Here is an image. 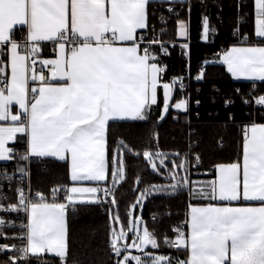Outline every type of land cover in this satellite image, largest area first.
<instances>
[{"label": "snow or ice", "instance_id": "6c2138e0", "mask_svg": "<svg viewBox=\"0 0 264 264\" xmlns=\"http://www.w3.org/2000/svg\"><path fill=\"white\" fill-rule=\"evenodd\" d=\"M151 3L152 0H0V57L10 63L9 77L4 59H0V122H9L8 126H0V161L14 158L11 154L15 149L6 145L16 141L20 134L27 140V151L21 159L33 156L65 162L72 182V186L63 189L65 202L48 203L41 193H36L33 199L24 189L17 190L18 203L7 209L23 211L27 216V223L20 225L26 234L18 237L26 244L16 249L23 253L17 260L31 264L29 253L36 256L47 252L60 258L61 264H67L69 206L99 205L109 195L114 196L112 188L100 183L110 176L114 187L125 178L122 155H112L114 167L109 169L107 131L111 121L147 123L152 106L158 104L160 87L165 115L170 108L187 112L188 100L171 103L176 84L179 83L181 92L185 88L183 78L162 83L161 73L165 69L160 67L154 49L158 47L163 55L170 53L158 38L147 36L149 30L155 31L150 24ZM254 10L256 46H232L222 53L220 61L235 79L264 82V0H254ZM201 25L203 40H209L210 31L217 33L216 28H209L208 16L202 17ZM17 31L26 33L19 41ZM237 31L234 30V36ZM187 34V26L181 21L178 35ZM239 39L246 43L249 36ZM40 42H52L54 46L55 58L40 61L50 68L48 74L36 71ZM204 78L203 72L196 77ZM241 103H255L264 108V95L253 101L250 93V98L242 99ZM234 104V99L225 98V109ZM228 119L235 117L229 113ZM260 119L264 120V116ZM241 128L242 160L216 165L215 179L198 187L196 182L180 175L181 169L188 171L187 153L185 159L175 154L174 161L159 151L137 154L157 175L163 174L167 167L169 180L175 181L167 186H154L157 194L177 195L187 189L194 199L209 201L207 206H190L188 234L176 228V239L165 240L188 253L176 264H264V123L252 121ZM121 147L126 152L132 151L123 143ZM196 159L199 161L198 156ZM86 181L94 182L95 186H77ZM59 191H52L53 198ZM145 198L146 193L141 192L137 204L142 205ZM246 202H259V206ZM110 203L118 205L115 198ZM113 210H108L110 219L119 222ZM4 223L0 220V225ZM140 223L139 217L129 222L128 230L136 233L132 246L151 245L156 249L157 239L147 227L140 235ZM126 238L123 228L118 232L113 229L110 246L115 256H122V248L129 247L120 244ZM7 247L0 246V251ZM131 259L136 264H172L171 258L164 256L145 261L138 256ZM127 260L124 257L123 264ZM117 264L122 262L118 260Z\"/></svg>", "mask_w": 264, "mask_h": 264}, {"label": "trees", "instance_id": "16d2710c", "mask_svg": "<svg viewBox=\"0 0 264 264\" xmlns=\"http://www.w3.org/2000/svg\"><path fill=\"white\" fill-rule=\"evenodd\" d=\"M183 7L175 16H170L163 39L177 41V27L182 19L191 16V40L189 50L175 43V47L168 46L169 55H165L161 64L165 66L162 81H171L178 75H186L189 78L192 92L200 101L197 107L191 105L187 112L170 109L161 120L163 92L160 88L158 104L152 106L151 119L147 123L130 121H111L108 126L109 161L112 166V155L123 157L125 165V178L113 183L106 182L107 187L112 188L114 196L105 203L94 206H76L67 212L68 228V257L67 264H117L119 257L115 256L110 246L114 224L119 222L110 219L109 209L113 215L127 222L129 220V207L140 192H147V202L142 211V222L149 232L157 239L158 247L149 246L143 253L167 255L172 264L176 260H183L188 253L184 249H177L165 240L174 241L176 233L174 229L181 228L187 233L189 196L187 189L177 195H169L167 192L157 194L154 186H167L170 182L168 175H157L151 170L150 164L138 153L145 150L159 151L166 154L169 161L175 160V154H184L190 150L198 152L205 167L215 170V166L221 163H231L242 160V124H250L252 121L264 123L260 119L264 112L255 108L252 104L241 103V97L232 92L236 86L246 88L252 82L232 80L225 66L219 62V50L227 49L230 45L240 42V37L249 36L250 43L256 42L254 37V0H191L189 11L187 4L177 3ZM165 5V3H162ZM163 10V9H162ZM161 10V13H162ZM150 24H155L160 11H154L150 7ZM203 16H209L211 28H216L217 33L212 34L210 43L200 42L201 21ZM236 35H233L235 28ZM53 46L44 44L40 57H53ZM207 64L205 78L197 80L200 74L199 65ZM258 91L264 93V82H256ZM175 99L185 98L184 94L175 86ZM225 98H233L235 104L225 109ZM211 112V115L209 114ZM232 113L234 120H229ZM158 137V138H156ZM127 145L131 153L124 151L121 144ZM18 150H24L25 143L15 146ZM171 166V163L168 165ZM32 185L35 190L51 194L55 189H61L52 201L65 202L63 189L70 184L69 168L65 162L54 159H45L44 162H36L31 165ZM163 172L167 173L164 168ZM181 176H187V172L180 170ZM170 191V190H169ZM118 201L117 206L111 205V199ZM155 217V220L153 219ZM7 237V238H3ZM131 237V233H129ZM12 236L0 231V242L9 241ZM151 258V257H149ZM31 264H61L60 258L42 254L30 256ZM0 264H12V261L3 253H0ZM20 264V262H16ZM127 264H136L129 259Z\"/></svg>", "mask_w": 264, "mask_h": 264}, {"label": "built area", "instance_id": "2783aa9c", "mask_svg": "<svg viewBox=\"0 0 264 264\" xmlns=\"http://www.w3.org/2000/svg\"><path fill=\"white\" fill-rule=\"evenodd\" d=\"M171 8L174 11L170 12L168 9ZM152 9L154 11L159 12L160 14L157 17V21L155 24H152V26L155 27V31L149 30L147 32V36L149 38H158L160 41H162L167 47L172 45V41H167L163 39V34L165 31V26L167 25L169 21L170 16L178 15L183 7H180L177 3H165V5H162V3L154 2L152 3ZM163 9V10H162ZM187 9L189 10V6H187ZM162 10V13H161ZM163 18V22L161 20ZM235 30H238L236 27ZM22 35H26V33H22L20 31H17L15 33L16 39L19 41ZM175 44V43H174ZM157 49L158 59L161 62L165 55L160 54L158 47ZM7 51V49H6ZM224 52V49H220L218 54L221 55ZM37 59L36 64V71L40 72L41 70L48 74L50 71V68L42 66L40 63L43 59H52L54 57H35ZM0 59H4V65L6 58L0 57ZM199 72H207V64L201 63L199 65ZM180 78H183L184 83V90L183 94L185 96V99L188 100V108L191 105H194V107H197L199 104L196 103V101H199L195 98V93L192 92L190 79L187 78L186 75H178L175 80L179 81ZM176 88L179 90V83L176 84ZM237 90H239V94L237 93ZM181 91V90H180ZM251 93V99L254 101L256 97L260 95H264V93H260L258 91L257 83L252 82L249 86L244 88V86H236L233 89L232 96L237 95L241 97V100H248L250 98ZM233 99V98H232ZM200 102V101H199ZM255 108L261 110V112H264V108H262L260 105H256L255 103H251ZM224 107V103H223ZM225 108V107H224ZM211 115V112L209 113ZM15 149L13 155V159H11L9 162L0 163V208L5 209L0 211V220H4L5 223L2 225V230L6 234H9L12 236V239L9 241H3L0 242V246L6 245L8 246L6 250L0 251V253L5 254L11 261L16 260V262H20V264H25V262L22 259L17 260V256H23V253H18L16 249L22 248L25 246L26 241H22L18 237H21L26 234V229H23L20 227L21 224L27 223V216L26 214L21 212H12L7 211V209L11 205H15L18 203L19 200V193L18 189H24L25 194L27 196H30L31 198H36V193H41L45 195L46 202H51L53 199V196L51 194L42 193L38 190H35L32 185V170L31 165L36 162H44L45 158H38L29 156L27 160L21 159L23 155H25L27 151V144L25 149L21 152L20 156H17L18 150L16 147H13ZM188 171H187V177L190 181L196 182V186L198 187L199 184L207 183L208 181L215 179V173L214 170L210 167H205L202 163V160L200 156L195 153L194 151L190 150L188 152ZM199 157V161H197L196 157ZM20 169H23L24 171L21 172ZM102 187H107L105 185H101ZM109 188V187H108ZM64 196V193H63ZM189 200L192 199V195L188 192ZM111 197L109 195L106 200H108ZM70 209H76V206L70 205L68 210ZM15 246L13 248L12 246ZM29 253V258H30Z\"/></svg>", "mask_w": 264, "mask_h": 264}, {"label": "crops", "instance_id": "0c3cea01", "mask_svg": "<svg viewBox=\"0 0 264 264\" xmlns=\"http://www.w3.org/2000/svg\"><path fill=\"white\" fill-rule=\"evenodd\" d=\"M190 1L191 0H183V2H180V0H170V2H169V0H152V3H154V2H159V3H182V4H187V6H189V3H190ZM152 3L150 4V6H149V10H150V7H151V5H152ZM190 9V8H189ZM189 11V10H188ZM209 17V16H208ZM254 20H255V10H254ZM181 21H183L185 24H186V26H187V31H188V34H187V36L186 37H180L179 35H178V33H179V24H178V27H177V41H172V43L174 44V43H176V44H178V45H183V44H187L188 45V47L186 48L187 50H189V47H190V45H191V43H192V40H191V16H190V14L187 16V18L186 19H182ZM180 21V22H181ZM179 22V23H180ZM209 28L211 29V26H210V20H209ZM212 32L210 31L209 32V40L208 41H205V40H203L202 39V29H201V35H200V42H202V43H210L211 41H213V37H212ZM257 39V38H256ZM41 43V47H40V52H39V54L36 56V57H40V55H41V52H42V49H43V46H44V44H46V43H49V44H51L52 46H53V44H52V42H40ZM172 44V45H173ZM256 44H257V41L256 42H252V43H250V42H246V43H235V44H232V45H230L227 49H225L224 51H226V50H228V49H230L232 46H240V47H246V46H256ZM9 48H10V46H8ZM53 50H54V46H53ZM154 51L155 52H157V49H154ZM23 54V53H22ZM222 56V54L221 55H219V58ZM54 58H55V51H54V56H53ZM219 62L220 63H222L221 61H220V59H219ZM223 64V63H222ZM224 65V64H223ZM4 66H6L7 67V73L9 74V77H10V63H9V61L6 59V61H5V65ZM225 66V68H226V70H227V66L226 65H224ZM160 67H162V68H164L165 69V66L164 65H162L161 64V62H160ZM229 73V72H228ZM162 74H163V72L161 73V77H162ZM230 74V73H229ZM230 76H231V78H232V80H235V81H245V82H259V81H249V80H245V79H243V78H241V79H235V78H233L232 77V75L230 74ZM173 80H174V78L171 80V81H162V83H164V82H166V83H172L173 82ZM32 86H35V85H32ZM161 89H162V87H160ZM160 88H158V99H159V90H160ZM162 92H163V89H162ZM175 93H176V91H175V87L173 88V100H172V104H174V103H176V102H179L180 100H182V99H185V98H174L175 97ZM170 109H173V110H176V109H174V108H170ZM176 111H182L183 112V110H176ZM161 115L162 116H165V114H164V112H163V108H162V113H161ZM8 123L9 122H0V126H8ZM107 139H108V137H107ZM22 143H25V144H27V140H26V138L25 137H23V136H21L20 134H17V140L16 141H9L8 142V145H6V146H8V147H15V146H17V145H19V144H22ZM27 149V148H26ZM23 150H19V152H20V154H21V152H22ZM109 158V157H108ZM45 159H54V160H57V159H55V158H45ZM11 160V159H10ZM10 160H8V161H0V163H5V162H9ZM59 161V160H58ZM224 164H227V163H224ZM109 169L111 170L112 169V166H111V164H110V161H109ZM214 173H215V170H214ZM215 177H216V173H215ZM69 179H70V175H69ZM111 180V177L109 176V179H108V181H110ZM107 182V181H106ZM106 182H100L101 183V185H106ZM111 182H112V180H111ZM117 182H119V181H117ZM70 186H72V182L70 181V184L67 186V187H70ZM77 186H95V183L94 182H79L78 183V185ZM190 201V203H189V206H188V214L190 213V206H197V207H203V206H207V204L209 203V201H207V200H200V199H198V198H196V199H194L193 197H192V199L191 200H189ZM52 202H54V201H51V202H48V203H52ZM56 202V201H55ZM212 203H217V202H212ZM248 205H250V206H259V202H246ZM67 212H68V210H67ZM67 212H66V219H67ZM188 220H190V216L188 215ZM2 225H0V231H2ZM190 232V228L188 227L187 228V233L186 234H188ZM149 246H151V245H148L147 246V248L149 247ZM147 248H144V247H142V248H138V251H137V253H139V255H142L141 253H143ZM42 254H49V255H53V256H55L53 253H47V252H43V253H40L39 255H42ZM30 255L31 256H33L31 253H30ZM39 255H36V256H39ZM139 257H142V256H139Z\"/></svg>", "mask_w": 264, "mask_h": 264}, {"label": "rangeland", "instance_id": "374dc122", "mask_svg": "<svg viewBox=\"0 0 264 264\" xmlns=\"http://www.w3.org/2000/svg\"><path fill=\"white\" fill-rule=\"evenodd\" d=\"M194 152L195 153H198L196 151H194ZM157 164H159V161L158 160H157ZM165 168L168 171V168L167 167H165ZM163 173H164V175L167 176V173H165V172H163ZM119 181H121V180H119ZM172 183H175V181H173ZM140 194H141V192L138 194V196L136 197L135 201L133 203H131V205L129 207V212H128L129 213V216H130L129 220H127V222H123V220L119 217L120 219H119L118 226L116 227L115 224L113 226L115 231L118 232V231H120L123 228V230L127 233V238L124 239V240H122V241H120V244H122V245L123 244L129 245V247L127 249H123L122 248V256L119 257V261H121L122 264H123V261H124V257H127L128 260H129L133 256H138V257L141 256V255H139V253H137L138 248L132 246L133 245V242L135 240L136 233L128 230L129 222L132 221V220H134V219H136L137 217H139V219L141 221V223L138 225L139 233H140V235L143 234V228L145 226H144V224L142 222V211H143V208H144L145 203L147 202V195H148V193L146 192V198L143 200L142 205H138L137 204V200L140 197ZM134 205H136L135 208L133 207ZM129 233H131V237H129ZM136 242L138 243V241H136ZM147 246L148 245L142 246V247L147 248ZM155 256H164L166 258H169L167 255H161V254H157V253L156 254L150 253V255H148V256L140 257V259L142 261H145V260H150L152 257H155ZM149 257H151V258H149ZM162 264H164V262H162Z\"/></svg>", "mask_w": 264, "mask_h": 264}]
</instances>
